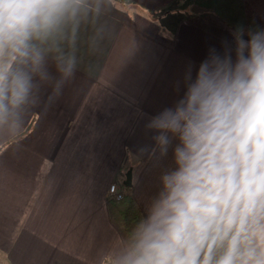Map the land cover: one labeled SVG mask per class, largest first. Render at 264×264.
<instances>
[{
	"label": "crops",
	"instance_id": "0c3cea01",
	"mask_svg": "<svg viewBox=\"0 0 264 264\" xmlns=\"http://www.w3.org/2000/svg\"><path fill=\"white\" fill-rule=\"evenodd\" d=\"M185 1L123 0L129 13L95 0L99 13L80 26L76 74L50 103L59 73L49 59L41 103L19 128L0 130L2 264H106L124 240L107 211L112 183L144 214L172 165L171 152L159 162L140 152L154 143L149 118L181 98L190 67L194 76L211 49L233 45L238 25L264 28V0Z\"/></svg>",
	"mask_w": 264,
	"mask_h": 264
},
{
	"label": "clouds",
	"instance_id": "9594fccd",
	"mask_svg": "<svg viewBox=\"0 0 264 264\" xmlns=\"http://www.w3.org/2000/svg\"><path fill=\"white\" fill-rule=\"evenodd\" d=\"M99 11L95 0H0V130L41 103L49 59L59 73L49 103L60 96L80 26ZM232 36L145 125L154 143L140 152L157 162L171 152L172 165L106 264H264V28Z\"/></svg>",
	"mask_w": 264,
	"mask_h": 264
},
{
	"label": "trees",
	"instance_id": "16d2710c",
	"mask_svg": "<svg viewBox=\"0 0 264 264\" xmlns=\"http://www.w3.org/2000/svg\"><path fill=\"white\" fill-rule=\"evenodd\" d=\"M123 193V192H122ZM107 211L112 224L119 230L123 238L143 215L134 198L129 193H123L120 198H109Z\"/></svg>",
	"mask_w": 264,
	"mask_h": 264
},
{
	"label": "rangeland",
	"instance_id": "374dc122",
	"mask_svg": "<svg viewBox=\"0 0 264 264\" xmlns=\"http://www.w3.org/2000/svg\"><path fill=\"white\" fill-rule=\"evenodd\" d=\"M113 1V3H114V5L116 6V7H118L119 9H121L123 12L124 11H126V12H129V13H132V10H131V8L130 7H128V6H126L125 5V3H123V0H112ZM117 1V2H116ZM192 0H186L185 1V3L186 4H191L190 2H191ZM184 3V2H183ZM178 4V3H177ZM180 4V3H179ZM182 4V3H181ZM177 7H179V5H176ZM188 6V5H187ZM165 11H168L169 10V8H166V9H164ZM162 12L161 11H159V13H156L155 14V17L157 18V21L158 22H161V20H162V17H163V14H161ZM165 18L166 19H168V20H174L175 22L177 21V19H179V17L177 16V15H175V17L174 16H169V15H166L165 16ZM2 262V259L0 258V264H2L1 263Z\"/></svg>",
	"mask_w": 264,
	"mask_h": 264
},
{
	"label": "water",
	"instance_id": "95a60500",
	"mask_svg": "<svg viewBox=\"0 0 264 264\" xmlns=\"http://www.w3.org/2000/svg\"><path fill=\"white\" fill-rule=\"evenodd\" d=\"M204 8L198 7V6H192L191 7V11L196 13V12H202L204 11ZM131 179H132V175H131V171H128L125 175V181L124 184L126 186H130L131 185Z\"/></svg>",
	"mask_w": 264,
	"mask_h": 264
},
{
	"label": "built area",
	"instance_id": "2783aa9c",
	"mask_svg": "<svg viewBox=\"0 0 264 264\" xmlns=\"http://www.w3.org/2000/svg\"><path fill=\"white\" fill-rule=\"evenodd\" d=\"M108 195L111 198H120V197H122L123 193L120 190L117 189V186H116L115 183H112L109 186Z\"/></svg>",
	"mask_w": 264,
	"mask_h": 264
}]
</instances>
